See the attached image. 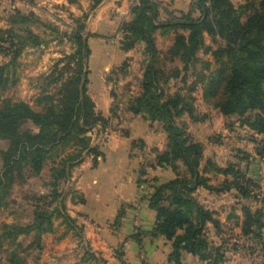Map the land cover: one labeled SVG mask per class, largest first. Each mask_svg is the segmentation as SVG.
<instances>
[{
  "label": "trees",
  "instance_id": "trees-1",
  "mask_svg": "<svg viewBox=\"0 0 264 264\" xmlns=\"http://www.w3.org/2000/svg\"><path fill=\"white\" fill-rule=\"evenodd\" d=\"M194 8L199 16L171 12L161 19L159 1L138 0L121 26L124 51L144 45L141 90L128 98L125 111L159 123L167 139L163 148L150 149L139 171L138 182L152 190L149 206L156 215L148 234L170 242L172 264H187L186 254L198 259L195 264H223L228 252L244 249L264 256V190L263 196L255 193L260 185L239 163L222 167L207 158L204 144L192 137L183 119H206L196 107L194 93L200 87L203 102L226 119L236 118L249 130L256 154L264 156V141L257 139L264 135V0H195ZM39 22L35 13L17 12L10 26L0 28V211L17 203L13 195L21 189V201L11 213L17 220L0 223V264H27L56 219L73 222L63 203L72 169L89 155L96 164L102 153L91 146L87 133L97 123L107 127L116 114L113 107L110 117L96 113L88 94L90 48L84 25L73 33L75 49L60 60L63 66L44 78L35 106L7 95L18 85L23 50L47 43L35 31ZM158 34L169 38L163 50L156 45ZM157 167L173 177L164 182L144 178ZM31 180L42 189L29 188ZM200 189L213 196L235 191L242 215L231 211L227 222L233 225H223L218 212L199 199ZM209 224L221 243L209 239ZM234 229L239 230L235 236Z\"/></svg>",
  "mask_w": 264,
  "mask_h": 264
},
{
  "label": "rangeland",
  "instance_id": "rangeland-1",
  "mask_svg": "<svg viewBox=\"0 0 264 264\" xmlns=\"http://www.w3.org/2000/svg\"><path fill=\"white\" fill-rule=\"evenodd\" d=\"M116 7L118 5L112 0H0V28L10 26V19L17 12L23 15L35 13L39 16L40 22L35 26L31 25L35 27V31L42 36L43 40L47 41L38 47L27 46L23 50L18 59L20 64L17 69L18 85L7 93L8 96L25 101L32 106L36 105L37 98L43 92L46 85L44 78L49 76L55 68L62 67L60 60L74 51L73 33L84 25L83 35L90 48L88 94L95 104L96 113L102 114L101 111L109 109V114L102 115L110 117L111 107L116 112L113 117L111 116L107 127L104 128L102 123H97L87 133L91 146L97 147L100 152V145L105 144L109 135L105 131L118 129L121 125L123 127L135 117L125 111L126 103L131 95H138L141 90L139 66L144 59V45L138 43L130 50L122 49L124 34L121 26L131 16L129 11L128 17H125L123 21L119 20L115 14ZM53 28L54 31H52ZM168 43V37L159 34L156 36L157 48L163 50ZM207 43H210V39H207ZM204 57L209 58L208 55ZM122 68L127 74L122 73ZM179 86L181 84L173 86L171 91L174 92ZM92 96L100 107L96 105ZM194 96L199 114L205 115L206 119L203 122L194 123L185 116L183 119L192 125L190 127L188 124V132L196 141L202 140L211 147L206 150L205 156L211 157L220 166L226 167L230 163H239L243 169L249 166L251 175L261 187V190H256L255 193L263 196L264 160L260 159L259 162L253 163L249 157L243 159L245 155H248L245 153L246 149L253 146L249 144V130L246 127H240L236 118L226 119L218 110L207 106L202 100L200 87ZM121 132L124 134L125 130L122 129ZM257 139L260 143L263 142L264 135L257 136ZM138 143L137 147H139ZM89 157H92L94 162L93 155L87 156L83 161ZM72 172L65 189L63 203L66 214L73 219V222L62 221V218L56 219L52 232L44 235L42 249L34 251L32 255H35V259L30 258L27 264H103L90 253L79 218L71 213L74 202H83V195L75 189L72 181ZM28 187L40 190L42 184L38 180H31ZM197 194L207 207L217 209L219 219L224 222L231 211L239 216L242 215L240 210L242 201L236 198L235 191L221 196H212L200 189ZM13 198L17 203L13 204L9 210L0 211V223L11 224L17 220L18 215L11 213L17 210L18 203L21 201V189H15ZM232 223L229 225H233ZM238 231L234 229L231 234L235 236ZM234 264H264V256L262 252L253 254L244 249L235 258Z\"/></svg>",
  "mask_w": 264,
  "mask_h": 264
},
{
  "label": "crops",
  "instance_id": "crops-1",
  "mask_svg": "<svg viewBox=\"0 0 264 264\" xmlns=\"http://www.w3.org/2000/svg\"><path fill=\"white\" fill-rule=\"evenodd\" d=\"M137 1L112 0L118 5L115 14L119 20L123 21L128 17L131 6ZM157 1L161 4V19H166L171 12L193 11L194 16L200 15L198 9H193L195 0ZM230 1L239 4L245 0ZM92 98L98 105L95 98ZM101 112L106 116L109 109ZM127 123L123 127L121 125L119 130L105 131L109 135L105 144L100 145L102 155L96 159V164L89 157L74 168L72 181L75 189L83 195V202H74L71 213L79 218L90 253L103 264H172L169 261L170 242L164 237H152L148 234L156 222L155 212L149 206L152 190L148 185L142 188V184L138 182L143 159L149 155L150 149L165 146L166 134L159 123L141 115L131 118ZM122 129L125 130L124 134ZM199 142L203 143L202 140ZM203 144L206 154V150L211 147ZM249 144L253 145L245 151L249 159L253 163L264 160V156L260 157L255 153L254 143L250 141ZM246 170L248 176L255 180L249 166ZM172 177L170 170L157 167L149 168L144 178H157L159 182H164ZM220 221L223 225H229L227 220ZM208 226L209 239L217 244L221 243L216 230L210 224ZM238 255L228 252L223 264H234ZM185 261L187 264H195L198 259L186 254Z\"/></svg>",
  "mask_w": 264,
  "mask_h": 264
},
{
  "label": "built area",
  "instance_id": "built-area-1",
  "mask_svg": "<svg viewBox=\"0 0 264 264\" xmlns=\"http://www.w3.org/2000/svg\"><path fill=\"white\" fill-rule=\"evenodd\" d=\"M141 187L143 188L144 186H143V185H141Z\"/></svg>",
  "mask_w": 264,
  "mask_h": 264
}]
</instances>
